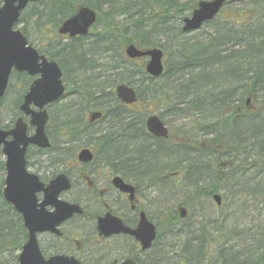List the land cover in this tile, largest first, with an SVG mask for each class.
Here are the masks:
<instances>
[{"label":"trees","instance_id":"trees-1","mask_svg":"<svg viewBox=\"0 0 264 264\" xmlns=\"http://www.w3.org/2000/svg\"><path fill=\"white\" fill-rule=\"evenodd\" d=\"M178 1L46 0L26 7L18 25H27L30 20L37 32L47 34L46 38L82 6L98 14L87 37L50 42L44 52L60 66L66 85L62 99L68 97L71 101L60 108L56 119L49 116L48 123L56 121L46 127L51 147L39 152L50 155L48 159L53 155V160L61 163L75 162L80 148L76 141L80 144L82 139L88 140L93 127L84 116L101 110L104 116L95 125L107 122L109 130L92 143L95 160L101 155L114 172L137 178L144 185L153 184L162 192L173 186L167 176L179 173L174 180L183 182L180 187L201 208L219 193L222 184L227 195L239 200L228 203L227 195H221L222 203L214 205L216 208L244 211L243 199L247 198L260 206L256 217L244 227L239 226L236 215L228 223L224 214L213 219L202 216L197 226H191L188 216L180 219L176 213V206L185 205L173 204L169 211L158 213L156 243L144 252L141 264H264V0H254L249 10L230 12L226 6L233 0H226L220 14L207 23H215L213 35L206 42L193 40L190 44L192 38L184 37L180 24L186 12L189 16L202 0ZM120 18L122 21H117ZM175 22L179 23L176 28ZM20 30L28 39L25 28ZM163 34L178 41L175 60L167 64V73L177 81L170 89L174 101L171 94H163L164 85L146 74L143 59L131 62L123 54L129 44L139 49L160 48L165 54L166 46L152 40ZM101 54L104 72L97 71ZM165 77L166 71L160 80ZM11 79L20 88L14 86L12 91L9 83L0 101V107L4 102L8 104L13 117L10 125L0 126L3 129L14 124L32 81L17 73ZM118 84L134 87L141 105L150 104L162 93L161 98L172 103L170 110L187 113L197 121L196 131L202 141L190 142L189 146L175 143L170 136L167 142H151L144 131L145 113L140 117L127 111L116 99L113 89ZM3 165L0 161L1 172ZM246 174L250 179L240 186ZM2 188L3 176L0 247L13 254L21 250L26 236L19 216L3 200ZM159 220L165 226L164 234ZM173 230H177V236L165 239Z\"/></svg>","mask_w":264,"mask_h":264},{"label":"water","instance_id":"water-1","mask_svg":"<svg viewBox=\"0 0 264 264\" xmlns=\"http://www.w3.org/2000/svg\"><path fill=\"white\" fill-rule=\"evenodd\" d=\"M44 0H2L0 7V100L4 97L12 72L25 73L30 77H37L29 86L23 97L19 112L28 118L26 123L23 117L17 118L10 130L0 128V147L5 157V179L3 198L14 210L21 215L24 227L28 230V239L18 255V264H79L76 260L55 256L45 260L40 253L36 235L45 231H56L64 220L73 214L80 215L79 206L61 202L58 196L70 189L68 179L64 174L58 175L46 187L39 182L37 176L26 170L25 155L29 146L39 149H48L49 140L45 128L49 120L47 107L59 102L65 94L62 83V72L55 61L47 60L39 55L36 49L30 46L16 29L23 10L30 3ZM225 0L200 1L190 17L183 20V33H190L201 29L204 23L212 21L223 8ZM96 12L88 7H81L71 18L64 21L58 33L69 38L86 36L96 22ZM125 55L130 60L147 58L145 71L151 78H159L163 73V52L160 49H138L133 44L125 48ZM118 100L126 105L136 102V94L132 87L118 85L115 88ZM101 112L90 115V122L101 119ZM28 127L33 128V134L28 135ZM148 132L157 138H168V130L164 123L156 116L150 115L146 121ZM93 159L88 149L77 154L81 163H89ZM113 184L122 192L131 193L133 189L126 186L120 178H114ZM43 193V201L38 204L36 195ZM217 206L221 205L219 194L212 197ZM46 206L54 208L52 213L45 211ZM180 216H186V210L180 209ZM105 218L99 220L100 234L109 236L119 232L128 233L136 238L142 250H148L156 240L154 225L148 222L145 215H141L136 230L125 228L118 220ZM123 264H134L125 261Z\"/></svg>","mask_w":264,"mask_h":264},{"label":"flooded vegetation","instance_id":"flooded-vegetation-1","mask_svg":"<svg viewBox=\"0 0 264 264\" xmlns=\"http://www.w3.org/2000/svg\"><path fill=\"white\" fill-rule=\"evenodd\" d=\"M96 16L97 17L95 24L97 23L98 14H96ZM95 24L89 30L88 34L83 37L77 36L74 38H69L68 36L60 35L58 33V29L56 30V32L55 31L54 32L56 33L57 37H62L63 40L84 38L90 34ZM182 28L183 25L181 26V30ZM38 53L39 55L45 56L47 60L55 61V60H51L45 53L43 54L39 51ZM123 54L125 55L124 50H123ZM125 57L127 58L126 55ZM127 60L131 62L138 61V60H130L129 58H127ZM146 60L147 59H144L145 62ZM10 79H9V83H10ZM31 79H32L31 81L32 83L36 79V77H31ZM155 80H159V78H156ZM62 83L65 86V93H66V85L64 84L63 80ZM118 85H125V84H118ZM116 86L113 89L114 94H115ZM132 88L134 89V87ZM134 91L137 99L136 90L134 89ZM116 99L118 100L117 97ZM121 104L125 106V110L139 114L141 115L140 117H143L144 111H140L142 106L140 105L137 106L138 99L136 100L135 103L131 105H126L123 103ZM94 112H101L102 114L101 119L104 116V113L101 110H93L89 114H87V118L85 121L93 126L98 121L101 120L99 119L94 122L89 121L91 113ZM149 116L150 115H146V114L144 116L143 123H144L145 135L150 138L151 142L152 141L155 143L159 141L167 142V140H169L170 137V132L165 124L164 125L166 126L169 133L167 139L154 137L148 132L146 127V121ZM19 117H23L24 121L28 123V118H25L20 112L17 118ZM13 126L14 124L12 125L11 128H13ZM11 128L4 130H10ZM27 132L28 135L33 134V131L30 128L28 129ZM49 143L51 147L50 140ZM50 147L48 149H50ZM31 148L36 149V151L39 153L38 155H36V158L34 160H30L29 158L28 153ZM48 149L43 150V149H39L36 146H29L27 148L25 155L27 172L37 176L39 182L42 183L44 187H46L58 175L64 174L69 181L70 189L62 192L58 196V199L61 202H66L68 204L79 206L82 210V213L80 215L73 214L70 218L61 222L55 228L57 233L51 231H45L36 235L39 250L43 258L45 260H48L49 258L55 256H61L69 260H76L79 262V264H123L125 261H131L134 264H141L140 262L142 255L144 254V252H148L154 247L156 240L151 244V247L148 250L143 251L140 242L128 233L119 232L109 236H104L103 234H100V231L98 229V222L99 220H103L105 218H110L109 220L111 219L118 220L125 228H128L129 230L133 231L137 229L141 219V215L144 214L148 222L154 225L156 230V239H157L158 229H157V214H156L157 212L154 211L156 209L155 202L153 200H149V201L143 200L145 194L147 193L150 194V192H152L153 194V192L156 191V186H154L153 184L144 185L137 178H132V177L125 178L121 174L114 172L110 167L106 166L105 163L103 166L106 167V169L105 170L100 169L101 167L96 164L97 163V161L95 160L96 153L93 147L91 149L88 147H83L79 149L76 153V161L75 162L69 161L71 166L69 165L67 167L66 166L68 165L67 162L64 163L66 169L74 171V178L76 180L73 181L66 173L63 172L57 174L51 172V175L49 177H45L43 176L44 172L48 173L50 169H53L56 167V165L58 166L61 164V162L59 161H54L53 159L46 158L47 156L46 154H42L39 152ZM83 149H88L92 153L93 159L91 162L81 163L77 160V154ZM0 152L2 154L1 147H0ZM2 158H4V160L1 161L4 164L2 170L3 188H4V179L6 172H5V157L3 154H2ZM89 167H93V168L91 170L90 169L88 170L87 168ZM175 175H179V173L169 174L167 176V179L171 180V183L173 185H175V180H174ZM114 178H120L122 182L126 186L131 187L133 191L131 193L122 192L121 190L116 188L115 185L113 184ZM75 184L77 185L80 184L79 186L83 187V191L81 192V194H83V197L81 201L77 199L66 198V195L70 194V192L74 190L76 186ZM36 198L38 204L41 203L44 198L43 193L42 192L38 193L36 195ZM6 204L9 205L12 208V210L19 216L23 226L24 234L26 236L25 238V242H26L29 233L28 230L24 227L21 215L18 214L10 204L8 203ZM178 210H179V206H176V213L179 217L180 214ZM45 211L48 213H52L54 211V208L51 206H46ZM85 232L87 233V235L81 239L80 236L82 235V233ZM17 263H18V258H17Z\"/></svg>","mask_w":264,"mask_h":264},{"label":"rangeland","instance_id":"rangeland-1","mask_svg":"<svg viewBox=\"0 0 264 264\" xmlns=\"http://www.w3.org/2000/svg\"><path fill=\"white\" fill-rule=\"evenodd\" d=\"M124 1V0H123ZM190 0H179L178 2L183 3V2H189ZM253 1L254 0H233L229 5L226 6L228 10V12H230L231 10H237L240 8H247L248 10L252 8L253 6ZM1 5V4H0ZM226 9V12H227ZM253 11V10H252ZM188 12H186V16H188ZM253 14L250 12L249 16H252ZM117 21H122V18L118 19ZM215 23L212 24H205L201 29H199L198 31H194V32H190L188 34H183L184 37L186 38H192L190 39L191 41H188V44L192 43L193 40H198V41H202V42H206L207 39L209 37H211L213 35V33L215 32V27H214ZM173 26H179V23L175 22L173 24ZM182 26V24H180V27ZM101 26H99L98 28L100 29ZM19 29H23L25 28L26 33L28 34V40L29 43L31 44V46H33L36 50H38L39 52L43 53L45 51H47V45L52 42V43H56V42H60L63 43L66 40H63L62 37H57L56 33L54 31H50L48 33V38L47 34L44 36L43 34H41L40 32H37L32 24V22L29 20L27 25L25 24H21L18 25ZM97 28V29H98ZM170 35H159L156 36V38H153L152 40L155 43L161 44V45H165L166 46V51L163 57V63L165 66V71H166V77L163 80H156V83L160 84V85H164V89H163V94H171L170 93V89L175 85V83L177 82L175 77L172 76V74H168L167 73V69H168V63H171V61L175 60V51L177 50V46L178 45V41L172 38L170 39ZM179 38V37H178ZM180 39V38H179ZM181 42V41H180ZM124 50V48H123ZM100 60L97 62L98 64V70L97 71H103L105 69V59L104 55L101 54L100 56ZM99 59V58H98ZM139 64V63H138ZM176 78H178V76H176ZM10 85L12 86V91H15L14 86H17L16 88H20L19 83L15 80V79H11L10 80ZM166 85V86H165ZM28 89V88H27ZM162 94V93H161ZM161 94L157 96L156 100H152V102L150 104H138L137 106H142V108L140 109V111H144V113L146 115H157L158 117H160V119L163 121V123L167 126L169 132H170V136L172 138V140L179 144L181 142H184L185 144H188L189 146L191 143L190 142H201L202 140L199 138L198 132L196 131V129H198V126L196 123L197 121L193 120L192 118H190V116L185 113H179L178 111L173 112L172 110H170V102H167V99H165V97L161 98ZM173 97V95H172ZM146 100L148 99V97H144ZM172 99V98H171ZM174 99L176 100L175 96L173 97V101ZM13 100V98H11V101ZM71 101L70 98H64L62 100H60L58 103H55L53 105L48 106V112H49V116L52 114L53 118L56 119L57 115L60 113V108L69 103ZM105 103V102H104ZM8 104H5V102L2 104V107H0V126L1 127H5L7 125H10L12 114L9 111V106H7ZM105 105V104H104ZM106 106V105H105ZM104 106V107H105ZM87 114L84 116V119L86 120L87 118ZM56 123V121H51V123H48V125L50 124L52 126V124ZM109 125L107 124V122H103L101 124H97L94 125L92 128L89 129V135L90 137L88 138V140L86 139H82V141L80 142V144L78 143V141H76V146H79L81 148L83 147H88V148H92L93 147V142L100 138L105 132H107ZM187 137L186 140H182L183 137ZM90 139V140H89ZM57 141V139H55ZM204 143V142H202ZM187 145V146H188ZM194 145L197 146L196 143H194ZM201 145V143H200ZM78 149V150H79ZM29 158L30 160H34L36 158V155H38L39 153L36 151V149L31 148L29 150ZM46 158H48L50 155L46 154ZM252 155V154H251ZM254 155V154H253ZM252 155V156H253ZM51 159H55V157L52 155ZM4 158H2V154L0 152V161H3ZM248 164L251 163V161H247ZM68 165H66L67 167L71 164L70 162H67ZM97 165H99L101 168L100 169H106V167H104V162L102 160V158L100 157V155L98 156L97 159ZM93 167H89L87 168L88 170L92 169ZM51 172H54V174L63 172L66 173L73 181L76 180L74 178V171L73 170H68L66 169L64 163H61L60 165H56L55 168L50 169L47 172L43 173V176L45 177H49L51 175ZM3 176V173L0 170V177ZM176 179V178H175ZM246 179L249 180L250 179V175L246 174L243 178V180H241L240 186L244 185L246 183ZM170 183V182H168ZM175 185L173 186H169V190H167L166 192H162L160 190L159 187H157L156 191L150 192V194H145V197L143 198V200H153L155 202V206L156 209L154 210L155 212H157L156 214L158 215L159 212H161L162 210L164 211H169L170 209H172L173 204L176 203H183L187 210L188 213V218H189V225L191 226H197L200 221H201V217H206L208 219H213L215 218L217 215H222L224 214L228 220V223L232 222L234 219V215H236V217H238L240 220L239 222V226L244 227L246 225L249 224L251 219H254V217H256V212L258 211V209H260V206L258 203H256L255 201H252L250 199H243L244 202L243 204L246 205L245 210L244 211H240V212H236L234 210H232V208H228V209H224V210H220L218 208H216L214 206V204L209 201L206 202L205 204H203V208L200 207V205L198 204V202L196 201H192L190 199V195H188L187 191L182 189L180 187V185L183 183L181 180H175ZM172 184V183H170ZM75 188L74 190H72L70 192V194L66 195L67 199H77V200H82L83 194H81V192L83 191V187L79 186L80 184H75ZM224 187V184H222ZM228 185V184H227ZM221 190H219V194L220 195H227L226 193V189L222 188ZM239 187V184H238ZM237 189V187L234 189ZM227 195L226 201L228 203L230 202H237L239 200V198H233V196ZM259 207V208H258ZM158 221V220H157ZM158 226L161 228V231H163L162 233H166L165 231V226L163 225L162 221L159 220V224ZM89 230V229H88ZM161 233V234H162ZM177 230H173L172 234L168 235L165 239H173L174 237L177 236ZM176 234V235H175ZM87 235V233H82V235L80 236V238H84ZM20 251H16V253L14 252L13 254L9 251H6L4 248L0 247V264H18L15 261V257L18 256ZM144 258L142 256L141 261H143Z\"/></svg>","mask_w":264,"mask_h":264}]
</instances>
